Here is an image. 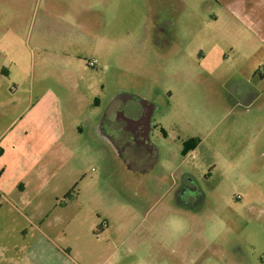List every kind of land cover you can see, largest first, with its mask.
Wrapping results in <instances>:
<instances>
[{
    "label": "rangeland",
    "instance_id": "374dc122",
    "mask_svg": "<svg viewBox=\"0 0 264 264\" xmlns=\"http://www.w3.org/2000/svg\"><path fill=\"white\" fill-rule=\"evenodd\" d=\"M49 1L0 0V65L10 70L4 42L17 26L27 41L19 87L73 90L78 102L54 112L70 143L55 148L44 188L27 193L29 207L0 201V264H174L166 246L200 236L206 261L198 264H264V0L247 2L258 25L250 30L222 16L229 0H74L70 20L83 7L106 11L103 35L86 39L60 17L44 19ZM121 91L157 106L155 166L141 150L121 160L86 123Z\"/></svg>",
    "mask_w": 264,
    "mask_h": 264
},
{
    "label": "crops",
    "instance_id": "0c3cea01",
    "mask_svg": "<svg viewBox=\"0 0 264 264\" xmlns=\"http://www.w3.org/2000/svg\"><path fill=\"white\" fill-rule=\"evenodd\" d=\"M73 2L74 0H50L47 12L43 15L44 19L62 18L67 23V27L73 30L74 38H92L94 33L96 37L100 38L105 32L103 16L106 11L83 7L80 14L70 20L71 17L67 12L73 7ZM247 2L248 0H229L226 4H222L220 12L223 10L222 16L226 17L230 24L232 23V29L248 30L252 24L258 26L253 22L254 11L246 6ZM56 3L60 6H67L64 13L59 14L54 10ZM16 27L13 28L14 40L4 42L5 47L11 51L10 57H7L10 61V70L12 66L15 67V70L11 73L10 70H6L3 62L0 65V201H6L14 207L10 202L11 199L20 206L29 207L31 202L27 193L40 192L44 188L45 183L39 182V179H42L44 173L51 174L55 148L63 145L68 150V147L64 145L70 143L68 137L62 136L65 134V131L62 130L65 123L62 125V119H56L54 112L60 111L62 108L75 109L78 102L75 97L77 95L73 90L63 91L58 88L54 91L38 88L31 89L27 93L25 89L19 87L22 80L23 53L26 55L23 48H27V41L22 39V35H19V28ZM232 43L236 42L232 40ZM15 50L16 54L13 53ZM182 61L181 57L174 60V63L181 62L183 64ZM5 79L16 83L18 87H6ZM69 97L72 98L69 99ZM233 104L232 109H236L239 102L236 101ZM96 105L98 109H101L102 101L98 100ZM98 117H86V123L97 133L96 138L99 137L102 141L99 133L100 127L96 121ZM75 130L83 132V128L78 125ZM111 134L116 143L120 144V137L114 135V131ZM138 156L137 154L136 158ZM160 156L159 154L157 162H159ZM180 156L185 159L188 157V155H186L187 157L183 155V149L180 150ZM14 209L20 214L19 210ZM173 237L170 235L168 239H173ZM199 239L200 242L197 241L194 244H190L187 239L177 249L172 246L171 242L169 250L175 253L174 264H198V261L204 263L206 261L205 250L201 246L199 247V245H203L202 236ZM180 253L182 254L180 255ZM212 255L220 256L218 249L213 250ZM212 260L215 261L214 256L207 262H212Z\"/></svg>",
    "mask_w": 264,
    "mask_h": 264
},
{
    "label": "flooded vegetation",
    "instance_id": "af4514ba",
    "mask_svg": "<svg viewBox=\"0 0 264 264\" xmlns=\"http://www.w3.org/2000/svg\"><path fill=\"white\" fill-rule=\"evenodd\" d=\"M117 99V105L111 107V103L97 123L100 127L99 133L101 134L100 137L102 141L115 148L116 154L121 160L123 159V155L126 154L127 149L136 151L141 150L148 153L152 157L151 160L155 166L158 155L160 154V151L152 142V134L155 128L154 117L157 110L155 102L144 98L140 93L136 95L125 91H121L119 94H117ZM112 113L115 114L114 118H112ZM109 128L112 130V132H117L118 130L120 131V144L116 143L114 137L111 134L112 132H109ZM132 157L135 159L137 154L133 152ZM181 177L186 180L188 179L189 175L187 173H182ZM176 186L177 184H175V187ZM188 188L190 194L187 196L186 202L189 204L197 202L196 200L198 197L193 194L196 188L191 183L188 184ZM163 201L164 200L160 201L159 199L154 205L158 203L161 204ZM170 204L171 203L166 204V207L169 210H172L173 204ZM179 204L182 205V202H179ZM174 208H177L180 211L183 210V206H176ZM188 211L192 213L191 217L193 219H199V211ZM200 218L203 219V217ZM163 236L166 237L167 233L163 234ZM165 249L169 250L170 244H168Z\"/></svg>",
    "mask_w": 264,
    "mask_h": 264
},
{
    "label": "built area",
    "instance_id": "2783aa9c",
    "mask_svg": "<svg viewBox=\"0 0 264 264\" xmlns=\"http://www.w3.org/2000/svg\"><path fill=\"white\" fill-rule=\"evenodd\" d=\"M98 64V61L97 60H93L91 62L88 63L89 67H92V68H95Z\"/></svg>",
    "mask_w": 264,
    "mask_h": 264
},
{
    "label": "trees",
    "instance_id": "16d2710c",
    "mask_svg": "<svg viewBox=\"0 0 264 264\" xmlns=\"http://www.w3.org/2000/svg\"><path fill=\"white\" fill-rule=\"evenodd\" d=\"M183 155L185 156V150L183 151ZM74 190H75V188L68 193L67 197H70L72 195V193H73Z\"/></svg>",
    "mask_w": 264,
    "mask_h": 264
}]
</instances>
